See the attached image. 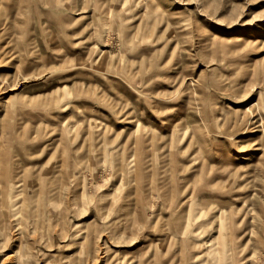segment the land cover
I'll return each instance as SVG.
<instances>
[{"label":"rangeland","instance_id":"1","mask_svg":"<svg viewBox=\"0 0 264 264\" xmlns=\"http://www.w3.org/2000/svg\"><path fill=\"white\" fill-rule=\"evenodd\" d=\"M0 264H264V0H0Z\"/></svg>","mask_w":264,"mask_h":264},{"label":"bare ground","instance_id":"2","mask_svg":"<svg viewBox=\"0 0 264 264\" xmlns=\"http://www.w3.org/2000/svg\"><path fill=\"white\" fill-rule=\"evenodd\" d=\"M105 57H106V55H105V52L103 51V52L100 54V58H102V60H100V61L104 62ZM13 206H15V204H14ZM11 213H12V212H11Z\"/></svg>","mask_w":264,"mask_h":264}]
</instances>
